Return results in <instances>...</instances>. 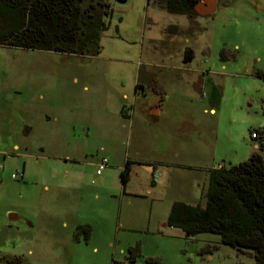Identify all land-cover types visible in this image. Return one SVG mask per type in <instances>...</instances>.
Here are the masks:
<instances>
[{
  "label": "rangeland",
  "instance_id": "obj_1",
  "mask_svg": "<svg viewBox=\"0 0 264 264\" xmlns=\"http://www.w3.org/2000/svg\"><path fill=\"white\" fill-rule=\"evenodd\" d=\"M103 1L108 28L96 57L0 46V263L120 264L138 247L134 264H256L218 235L188 238L166 223L175 202L205 206L207 170L253 152L264 157L252 140V132L264 133V0H218L214 15L192 18L155 0ZM190 51V68L209 73L216 87V114L203 113L205 94L194 92L189 106L170 90L164 128L148 127L133 104L132 76L156 75L147 64L161 54L182 66ZM197 131L212 156L190 154ZM175 136L188 137L178 158L162 150ZM162 161L178 177L167 187L158 177L152 189L162 173L153 163Z\"/></svg>",
  "mask_w": 264,
  "mask_h": 264
},
{
  "label": "trees",
  "instance_id": "obj_2",
  "mask_svg": "<svg viewBox=\"0 0 264 264\" xmlns=\"http://www.w3.org/2000/svg\"><path fill=\"white\" fill-rule=\"evenodd\" d=\"M201 1L155 0L169 13L191 18L199 16L194 6ZM109 10L103 0H0V46L96 57ZM188 55L187 61L193 58L191 51ZM121 179L125 187L128 162ZM166 224L188 238L218 235L223 245L264 264V157L255 152L247 161L211 170L205 206L175 202ZM138 256V247L131 248L129 262L120 264H134ZM0 264L29 263L15 257ZM148 264L163 263L150 259Z\"/></svg>",
  "mask_w": 264,
  "mask_h": 264
},
{
  "label": "crops",
  "instance_id": "obj_3",
  "mask_svg": "<svg viewBox=\"0 0 264 264\" xmlns=\"http://www.w3.org/2000/svg\"><path fill=\"white\" fill-rule=\"evenodd\" d=\"M217 6H218V0H216L215 12H216ZM198 17H202V16H198ZM206 17H209V16H206ZM193 58L187 61V59L184 57L183 59H181V62H183L182 66L177 67L176 65L170 66V64L164 63V62L171 61L172 56L170 54L168 55L161 54V55L156 56V58H153V59L151 58L148 61L149 63L147 64L150 68L151 67L157 68L158 71H156L157 73L156 75L155 74L151 75L149 70H145L144 76H143L144 80L139 79L138 73L140 72L136 71L134 75L132 76L131 83H129V85L131 88V97L133 99V104L137 106L139 109L138 115L145 117L146 124L148 127L157 125V126H161L162 128H164L166 122L168 121L167 110L165 106L167 105L168 100H169L168 95H169L170 90L174 91L173 95L175 96L176 104H180L181 102H185V103L189 102L190 104L189 106L194 105V103L196 102V97H194L193 95L194 92L197 91L200 94L202 93L205 94L204 99L206 100V103H207L206 105H208V107H204L203 113L210 114V115L216 114L215 113L216 112L215 106L217 104L216 87L213 85V83H211L209 79H207L209 73L204 74L202 73V71H198V74L200 72L203 74L202 76L203 79H202L200 74L196 75L195 71L192 68H190L191 64L193 63ZM171 69L180 70L182 71V74L176 75V79L175 77H169V75H166V74ZM207 88H210V90L207 91ZM181 89L183 90L181 91ZM122 98L128 99L127 92L123 93ZM133 115L134 117L136 116L134 110H133ZM191 126H193L194 128L196 127L195 124ZM196 134H197L196 135L197 139H195L196 136H194L193 137L194 140H191V139L190 140H191V143H193L194 141L197 144H194L190 148H188L189 145L186 146L190 154L194 156L206 155L205 156L206 158L212 156V152L210 151L207 145L208 143H207L206 136L203 135L199 131H197ZM175 138L176 140L173 146L169 145L168 148H163L162 150L165 151L166 153L170 152L171 155L178 158L181 155L180 149L183 148L181 144L183 145L185 143V139L186 138L188 139V137L175 136ZM180 141H182L181 144L179 143ZM15 149H17V146H15ZM153 164H161L162 168H159V169H162V173L158 174L159 172L158 167L154 168V171L158 175H155V178L152 181V189H155L158 187V177H161V178L163 177L164 180L162 182V186H165V187L169 186L170 181L172 180L176 181L178 176L175 177L176 175L174 171H172L173 168H172L171 163L162 161L160 163H153ZM24 170H25V167H24ZM206 172H207L206 178H208L209 171L207 170ZM125 188L127 189V185H125ZM152 189H149L148 192H151ZM128 194L132 195L133 193L128 191ZM12 216L15 219L18 218L15 215H12Z\"/></svg>",
  "mask_w": 264,
  "mask_h": 264
},
{
  "label": "water",
  "instance_id": "obj_4",
  "mask_svg": "<svg viewBox=\"0 0 264 264\" xmlns=\"http://www.w3.org/2000/svg\"><path fill=\"white\" fill-rule=\"evenodd\" d=\"M120 3H125L126 0H117ZM216 0H202L194 6V11L202 17L211 16L215 13ZM11 219L13 216H11Z\"/></svg>",
  "mask_w": 264,
  "mask_h": 264
},
{
  "label": "built area",
  "instance_id": "obj_5",
  "mask_svg": "<svg viewBox=\"0 0 264 264\" xmlns=\"http://www.w3.org/2000/svg\"><path fill=\"white\" fill-rule=\"evenodd\" d=\"M252 140L254 141V147L256 150L264 146V134L259 133V132H253L252 133ZM106 166V160L103 159L102 162L99 164L98 169H97V174L101 175L104 168ZM23 178V173L21 174H16L13 175V179L17 178Z\"/></svg>",
  "mask_w": 264,
  "mask_h": 264
}]
</instances>
